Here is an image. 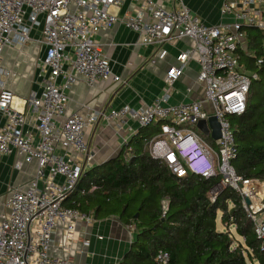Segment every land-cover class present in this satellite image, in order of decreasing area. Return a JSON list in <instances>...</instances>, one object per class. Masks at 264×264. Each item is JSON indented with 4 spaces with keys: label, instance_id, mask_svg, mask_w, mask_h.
Here are the masks:
<instances>
[{
    "label": "built area",
    "instance_id": "2783aa9c",
    "mask_svg": "<svg viewBox=\"0 0 264 264\" xmlns=\"http://www.w3.org/2000/svg\"><path fill=\"white\" fill-rule=\"evenodd\" d=\"M123 1L0 0V112L4 118L0 126V160L15 151L21 156L15 168L20 169L23 163L36 164L26 186L12 188L2 201L0 264H69L66 258L50 254L53 233L62 224L66 240H71L78 220L88 222L92 218L64 206L63 201L83 171L92 166L86 129L100 119L110 125L131 121L138 127L156 124L157 131L144 139L149 156L178 177L218 176L210 189V200L214 201L227 186L234 189L262 241L260 248H264V180L243 178L235 172L231 160L237 145L230 121L244 112L251 81L257 77L240 63L238 50L245 49L244 27L257 28L264 34V0L223 1L220 13L231 14L234 19L219 25L203 23L183 3L168 9L156 0H130L136 4L131 13L118 15L111 10ZM116 22L138 34L137 44L155 47L149 59L152 64L163 57L162 47L172 39L189 38L194 45L180 52L177 62L167 67L164 91L151 103L66 114V88L77 78L88 85L98 80L122 81L112 72L110 58L97 39L102 30ZM32 39L44 47V53L35 61L41 77L40 91H31L22 100L28 106L26 112L17 107L15 95L1 75L9 78L15 74L3 66L5 48H19ZM193 59L198 70L194 83L185 90L192 93L199 88L198 98L169 103L172 86ZM210 117L219 125L216 139L211 137ZM200 120L207 121L208 134L197 127ZM167 208L168 202L163 199V213ZM168 258L167 252L159 250L154 261L168 264Z\"/></svg>",
    "mask_w": 264,
    "mask_h": 264
},
{
    "label": "trees",
    "instance_id": "16d2710c",
    "mask_svg": "<svg viewBox=\"0 0 264 264\" xmlns=\"http://www.w3.org/2000/svg\"><path fill=\"white\" fill-rule=\"evenodd\" d=\"M244 31L246 46L238 50L239 60L257 77L244 112L230 119L237 145L231 163L241 177L264 180V34L253 27ZM156 131V124L139 127L116 156L84 170L63 205L94 217L118 215L134 224V239L117 264H157L159 250L168 253V264H264L262 241L240 195L227 186L211 201L218 176L178 177L152 159L144 139ZM163 199L168 202L165 213ZM218 213L226 231L216 228Z\"/></svg>",
    "mask_w": 264,
    "mask_h": 264
},
{
    "label": "crops",
    "instance_id": "0c3cea01",
    "mask_svg": "<svg viewBox=\"0 0 264 264\" xmlns=\"http://www.w3.org/2000/svg\"><path fill=\"white\" fill-rule=\"evenodd\" d=\"M156 1L168 9L177 8L183 3L207 25L226 24L234 19L231 14L220 13V7L226 0ZM135 8L134 2L124 0L120 6L112 7L111 10L118 15H124L131 13ZM37 37V34L33 35V38ZM35 39L19 48L6 47L4 50L3 66L13 70L15 74L9 78L1 75V78L5 80L6 87L14 93L17 107L26 112L28 106L24 105L22 100L26 99L31 91H40L41 77L38 75L35 61L43 55L44 47ZM97 39L110 58L112 72L120 75L122 81L118 83L112 80H98L94 85H88L81 78H77L66 88L68 115L73 112L85 114L90 109L107 111L110 107L117 108L125 104L139 107L151 103L164 91L167 67L177 62L176 56L180 52L194 45L189 38L172 39L163 45V57H159L152 64L149 59L154 55L155 47L137 44L138 34L122 23L116 22L108 30H102ZM197 70L198 64L193 59L186 66L183 77L172 86L169 103L177 104L198 98L199 88L192 93H186L185 90L187 85L194 83ZM62 81L60 76L58 82ZM28 116V121H31V116ZM3 122L4 118L0 112V126ZM138 128L134 121L126 125H110L100 119L86 129V141L92 155L90 163L101 164L116 156L124 143L127 144L136 134ZM129 155L130 151L127 149L126 158ZM18 159H21V156L14 151L0 160V209L10 190L25 187L35 173V162L23 163L20 169L15 168L14 164ZM134 236V224H126L118 215L92 216L88 222L78 220L71 240H66L64 226L58 225L53 233L54 243L50 254L66 258L69 264H117L129 250Z\"/></svg>",
    "mask_w": 264,
    "mask_h": 264
},
{
    "label": "water",
    "instance_id": "95a60500",
    "mask_svg": "<svg viewBox=\"0 0 264 264\" xmlns=\"http://www.w3.org/2000/svg\"><path fill=\"white\" fill-rule=\"evenodd\" d=\"M208 123L210 125V127L212 128V133H211V137L213 139H216L219 136V125L218 122L216 121V119L214 117H210L208 119ZM197 127L204 133V134H208V127H207V121L205 120H200L197 123ZM246 203H249V200L246 198Z\"/></svg>",
    "mask_w": 264,
    "mask_h": 264
},
{
    "label": "rangeland",
    "instance_id": "374dc122",
    "mask_svg": "<svg viewBox=\"0 0 264 264\" xmlns=\"http://www.w3.org/2000/svg\"><path fill=\"white\" fill-rule=\"evenodd\" d=\"M244 46H246V41H244ZM183 84H185V83H183ZM230 226H232V225H230ZM233 227V226H232ZM216 228L218 229V230H220V231H226V226L223 224V222L221 221V219H220V214H218V217H217V219H216ZM229 230L231 231V232H233V228H231V227H229Z\"/></svg>",
    "mask_w": 264,
    "mask_h": 264
},
{
    "label": "bare ground",
    "instance_id": "6f19581e",
    "mask_svg": "<svg viewBox=\"0 0 264 264\" xmlns=\"http://www.w3.org/2000/svg\"><path fill=\"white\" fill-rule=\"evenodd\" d=\"M262 191H264V188L262 189Z\"/></svg>",
    "mask_w": 264,
    "mask_h": 264
}]
</instances>
